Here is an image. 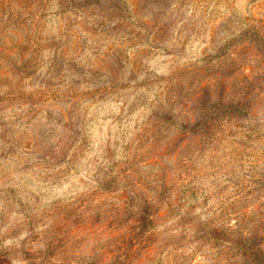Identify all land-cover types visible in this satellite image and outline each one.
Segmentation results:
<instances>
[{
    "label": "rangeland",
    "instance_id": "obj_1",
    "mask_svg": "<svg viewBox=\"0 0 264 264\" xmlns=\"http://www.w3.org/2000/svg\"><path fill=\"white\" fill-rule=\"evenodd\" d=\"M0 264H264V0H0Z\"/></svg>",
    "mask_w": 264,
    "mask_h": 264
}]
</instances>
